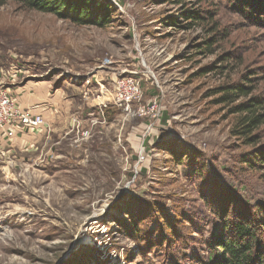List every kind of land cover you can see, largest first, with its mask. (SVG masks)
Segmentation results:
<instances>
[{
  "label": "rangeland",
  "instance_id": "obj_1",
  "mask_svg": "<svg viewBox=\"0 0 264 264\" xmlns=\"http://www.w3.org/2000/svg\"><path fill=\"white\" fill-rule=\"evenodd\" d=\"M176 1L109 0L105 29L0 7L10 87L103 88L132 77L141 89L133 116L102 141H63L39 160L9 158V169L0 161V264H190L183 259L206 253L187 221L198 228L206 217L204 234L214 222L200 195L228 191L227 203L234 195L261 214L264 170L244 169L252 147L230 133L237 115L228 110L247 99L220 104L217 91L234 83L264 98V17L231 0ZM186 9L204 18L185 20ZM258 134L264 145V125Z\"/></svg>",
  "mask_w": 264,
  "mask_h": 264
},
{
  "label": "trees",
  "instance_id": "obj_2",
  "mask_svg": "<svg viewBox=\"0 0 264 264\" xmlns=\"http://www.w3.org/2000/svg\"><path fill=\"white\" fill-rule=\"evenodd\" d=\"M180 1L184 0H177L176 3ZM8 2L15 3L23 10L49 14L76 26H93L100 29L109 26L113 10L109 0H0V7ZM231 2L232 8L235 5L246 13L255 14L257 18L264 17V0H231ZM182 15L185 20L199 21L204 18L196 10L190 9L184 10ZM168 20L172 25L180 23L173 18ZM245 81L252 82L249 78H245ZM218 89L217 94L222 95L219 98L220 104L231 106L242 98L247 99L229 108V114L237 115L230 133L237 140H242L244 145L252 147L240 157L241 164L246 165L244 169L264 170V145L260 144L261 137L258 134V129L264 125V98L250 97L252 87L234 83ZM173 156L175 157L174 154ZM194 175L200 176L196 171ZM226 192L222 196L200 195L203 204L210 207L208 211L213 216L214 222L210 221V228L205 234L202 223H205L203 220L207 219L206 217H198L201 221L198 228L196 224L187 222L191 232L197 235L200 244L205 248L203 252L206 253V257L196 259L188 256L183 261H192L190 264H264V207L259 208L261 214L257 216L256 206L251 209L246 205L247 201L242 202L234 195L227 203L226 200L231 195ZM163 225L165 229L170 227L167 221ZM185 255H182V258Z\"/></svg>",
  "mask_w": 264,
  "mask_h": 264
},
{
  "label": "crops",
  "instance_id": "obj_3",
  "mask_svg": "<svg viewBox=\"0 0 264 264\" xmlns=\"http://www.w3.org/2000/svg\"><path fill=\"white\" fill-rule=\"evenodd\" d=\"M13 72L0 74V83L8 85L6 88L18 103L21 109L30 110L41 115L45 126L39 131H18L9 140L6 129L0 138V161H4L9 169V158L22 162L26 157L38 153V158L52 152L53 147H58L68 141L72 148L87 143L90 139L102 141L112 123H124L123 114L114 107H108L102 116L100 106L95 99L100 88L90 84H74L65 88L54 86L48 82H32L27 80L21 88H16ZM10 77V79H9ZM10 86H15L12 88ZM5 88V87H4ZM77 102V103H76ZM92 120L99 121V125L91 126ZM76 141L75 143L73 141Z\"/></svg>",
  "mask_w": 264,
  "mask_h": 264
},
{
  "label": "built area",
  "instance_id": "obj_4",
  "mask_svg": "<svg viewBox=\"0 0 264 264\" xmlns=\"http://www.w3.org/2000/svg\"><path fill=\"white\" fill-rule=\"evenodd\" d=\"M140 95L139 83L132 77H126L116 79L108 87L100 88L95 99L100 106V116L108 107H114L127 117L133 116L131 115V105L140 98ZM152 108L154 109V106ZM90 124L94 127L99 125V121L92 120ZM44 126L45 121L41 115H37L30 110L21 109L8 89L3 88L0 83V138L7 131V128L6 135L10 140L15 136L17 130L36 132ZM145 157V152L141 149L138 153L139 162L144 161Z\"/></svg>",
  "mask_w": 264,
  "mask_h": 264
}]
</instances>
